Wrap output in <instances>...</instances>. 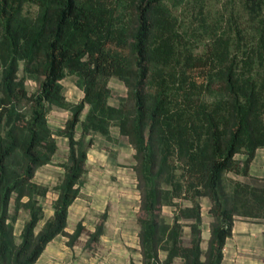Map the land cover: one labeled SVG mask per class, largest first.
<instances>
[{
	"label": "trees",
	"instance_id": "trees-1",
	"mask_svg": "<svg viewBox=\"0 0 264 264\" xmlns=\"http://www.w3.org/2000/svg\"><path fill=\"white\" fill-rule=\"evenodd\" d=\"M27 4L36 5L34 13ZM242 4L251 28L238 26L234 37L215 26L205 49L195 52L167 0H0V264H32L58 234L74 243L83 232L80 221L73 233L66 229L87 170L79 124L82 137L109 136L117 125L133 146L143 264H171L176 257L221 264L236 215L264 218V185L225 182L227 171L248 174L264 147V0ZM21 65L38 78L37 89L27 88ZM67 73L78 76L84 91L78 102L63 92ZM112 76L127 88L119 104L109 101ZM54 105L71 115L58 130L69 145L64 174L51 187L35 176L59 147L48 116ZM238 153L245 154L243 167ZM51 189L54 212L36 230L45 216L36 195ZM203 196L214 217L206 249ZM165 205L174 206L173 216L163 213ZM22 209L29 217L18 241ZM103 231L99 224L90 242Z\"/></svg>",
	"mask_w": 264,
	"mask_h": 264
},
{
	"label": "rangeland",
	"instance_id": "rangeland-1",
	"mask_svg": "<svg viewBox=\"0 0 264 264\" xmlns=\"http://www.w3.org/2000/svg\"><path fill=\"white\" fill-rule=\"evenodd\" d=\"M167 2L171 7L172 12L178 17L181 25L185 29L189 30L190 47L195 52L203 51L205 49L206 44L210 39L209 33L215 28V26H218V31L223 33L224 31H227V34L231 33L234 37H237L239 36L237 27L242 26L243 29L245 28V25H249L246 21L248 13H246V10L244 11L242 0H167ZM25 10L34 13L36 10V5L27 4ZM241 15L243 16L241 17ZM250 28L251 27L249 25L248 29ZM248 31L249 30L244 31L243 34L246 36L249 35ZM226 33L224 34L226 35ZM236 51H238L239 57H242L243 51L241 49H237ZM256 64L257 63H255V65ZM262 69L264 71V68ZM1 71L2 69L0 67V75ZM19 75L21 77H25V83L29 90L32 91L38 88V78L25 73L23 65L20 67ZM78 80V76L74 73H67L61 80L63 84V92L66 98L71 102H78L84 93ZM108 84L111 88L109 101L113 104H119L121 98L127 95V88L124 82L119 78L112 76L109 78ZM88 107V105L85 106L82 112V118L86 117ZM70 115L71 111L69 109L56 105L52 106L48 114L50 124L56 131L59 147L56 154L54 155V160L51 162L52 164L41 167L37 173L36 180L48 184L51 187H54L63 176V163L67 162L68 159V140L64 135L59 134L58 130L63 127L65 120ZM82 131L83 126L82 124H79L77 126V136L79 138H83L84 144L87 146L90 156V162L89 164H86L87 172L83 177V187L84 190L85 188L87 189V186H90V188L94 187L95 189H99L100 192L97 195H94L93 193L90 194L91 197L89 198V192L86 191L85 193L87 196L76 199V203L89 200L96 204H100L102 202V198H104L102 195V190L108 189L107 187L110 186L109 191L106 193L109 195V200L118 198L122 202L128 203L132 208V212L130 214L133 216L128 218V221L124 227V234L120 233L122 236L121 243L124 244V246L130 252L129 258H126V264H143L141 246L140 243H138V232L140 229L138 217L141 212L139 205L141 202L139 200L141 199V193L140 189L138 188L137 174L132 167L134 163V149L132 144L129 142L128 137L120 132L117 125H112L109 136L103 135L101 133H93L82 137ZM90 138L93 141L91 144L88 142ZM101 153L103 156H101ZM110 155L112 157L115 156L114 158L117 160V165L120 166L115 167V169L122 170L121 172L116 170L113 171L114 167L110 162L113 160H111ZM244 158L245 154H237V159L241 161L242 167ZM234 180L264 185V147L258 149L257 155L251 161L248 174L243 172L238 173L233 170L227 171L225 178L226 184H231ZM56 195L57 193H55V190L51 189L46 197L41 198L43 203L46 205V215L41 219L36 230H39L42 227L44 220L51 212L53 200ZM180 201L183 203V205L191 204L189 199H181ZM201 202L203 217L202 247L206 249L208 247V237L210 235L211 225L214 217L210 212V206L212 204L211 199L208 196H203L201 198ZM173 209L174 206L165 205L162 211L165 215L170 217L173 216ZM26 214L27 210L24 209L22 216ZM235 220H237L236 222L238 225L249 223L250 225L255 224L256 227H261V229L264 227V220L254 219L253 217H248L245 215H236ZM112 224H116V226L118 225L115 222ZM203 227L205 228L204 232ZM84 230L86 234H90V229L87 227V225H85ZM114 230L117 231L116 228H110V232ZM190 231L189 224L185 222L183 235L186 239L189 238ZM112 234L119 233L113 232ZM240 235L241 236H238V239H234L236 240L235 244H233V240L230 239L229 245L226 246L227 256L230 257L229 259H231L230 264L242 260L244 262L253 261L254 264H264V230L260 231L258 235L254 234L253 236H247L248 234L245 233V238L243 234ZM103 241L104 240L100 239L94 240L90 244L91 252H96L94 256L98 258H100L103 254L105 255L107 250L109 251L107 243H104ZM238 242H244L243 256H239L238 252H235L233 255L229 252L232 247H236V249L238 248ZM91 248H93V251ZM166 254L167 252L164 250H162L160 253L162 258H164ZM226 261L230 262L228 261V258ZM171 264H185V262L181 257H176Z\"/></svg>",
	"mask_w": 264,
	"mask_h": 264
},
{
	"label": "crops",
	"instance_id": "crops-1",
	"mask_svg": "<svg viewBox=\"0 0 264 264\" xmlns=\"http://www.w3.org/2000/svg\"><path fill=\"white\" fill-rule=\"evenodd\" d=\"M111 132V130H110ZM133 147V146H132ZM261 148V147H259ZM258 148V149H259ZM257 149V152H258ZM56 154V153H55ZM257 155V153H256ZM101 156H103V154L101 153ZM105 156V155H104ZM115 156H111L110 158L113 161H110L113 164V171L116 170L115 167H120L117 165V160L116 158H114ZM55 156H53V160H54ZM106 158V157H105ZM90 162V156L88 153V158H87V162L89 164ZM52 164L51 162L42 165L46 166V165H50ZM38 168L37 172H36V176L38 171L40 170V168ZM87 167V165H86ZM112 171V172H113ZM118 172H121L122 170H116ZM87 172V170H86ZM85 172V174H86ZM111 172V171H109ZM84 174V176H85ZM109 174V173H108ZM35 176V179H36ZM83 176V177H84ZM84 179V178H83ZM42 183V182H41ZM108 189H103L102 190V195L104 198H102V202L100 204H96L92 201L89 200H85L83 202H79L76 203V199L87 196L86 195V191L89 192V198L91 197L90 194H94L97 195L99 194V189H95L94 187L90 188V186H87V189L83 187V183L81 186V192L82 194L80 196H78L73 203L69 206V215H68V225L66 227L67 231L70 233H73L77 227V223L80 221L82 222V225L84 226L83 228V232L80 234V236L78 237V239L76 241H74V243L70 242V236L67 234H58L57 236H55L53 239H51L47 245L45 246L43 252L41 253V255L39 256V258L32 264H126V258H129V250H127V248L124 246V244L121 243V234H124L125 232V225L128 221V218H131L130 213L132 212V208L131 206L126 203V202H122L121 200H119L118 198L116 199H111L109 200L108 196L106 193L109 191L110 186L107 187ZM55 193H57L55 191ZM85 193V195H84ZM93 195V196H94ZM36 197L40 200V202L44 205V207L46 206L43 201L41 200L42 197H46V196H42V195H36ZM56 197V196H55ZM95 197V196H94ZM93 197V198H94ZM27 198V197H25ZM140 201V200H139ZM140 205V204H139ZM27 210V214L22 216L24 209L21 210L20 216L17 219L16 223H15V233L17 235V240L20 241V233L22 231L23 225L25 220L29 217V211ZM106 211V216H102V213ZM54 212V208H53V204H52V210L49 213V215H47L46 219L51 216ZM96 213V215H95ZM45 215H46V207H45ZM254 219H258V220H264V218H256L253 217ZM45 219V220H46ZM44 220V222H45ZM237 220L234 221V226H233V232L232 234L227 238V242L224 246V256H223V260L221 264H230L231 263V259H229L230 257L227 256V251H226V246L229 245V240H233V244H235L236 240H234L235 238L238 239V236H241L240 234H243L244 238H245V233L248 234L247 236H253L254 234L258 235L260 231L264 230L261 229V227H256L255 224L254 225H250L249 223L243 224V225H238V223L236 222ZM115 222L118 225L116 226L113 225L112 223ZM99 224H103L104 225V231L100 234L99 239L100 240H104V243H107V247L109 249V251H106V254L102 255L100 258L94 256V254L96 252H91L90 250V234H86L84 231L85 229V225H87V227L90 229V233H92L93 231L96 230L97 226ZM110 228H116L117 231H112L110 232ZM204 227H203V232H204ZM113 232H118L119 234H112ZM110 234V235H108ZM210 235H211V231H210ZM210 235L208 237V239L210 238ZM98 239V240H99ZM241 242V241H240ZM238 242L237 246L238 248L236 249V247H232L230 249V253H232V255L235 252H238L239 256H243V251H244V242L240 243ZM138 243H139V232H138ZM93 251V248H91ZM237 250V251H236ZM166 256V255H165ZM228 258L227 262L226 259ZM186 264V263H185ZM233 264H254L253 261H249V262H244L239 261V262H233Z\"/></svg>",
	"mask_w": 264,
	"mask_h": 264
}]
</instances>
